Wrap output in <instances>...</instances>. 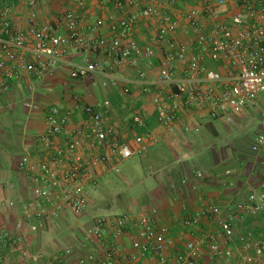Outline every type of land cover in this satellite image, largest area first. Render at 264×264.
<instances>
[{"label": "built area", "instance_id": "obj_1", "mask_svg": "<svg viewBox=\"0 0 264 264\" xmlns=\"http://www.w3.org/2000/svg\"><path fill=\"white\" fill-rule=\"evenodd\" d=\"M19 1L30 11L28 30L14 27L10 7L0 9V94L27 79L44 82L58 65L67 62L71 51L88 56L84 64L71 65V79L92 81L102 75L103 88L122 84L125 98L132 94L128 82L106 73V69L114 70L112 64L137 67L139 58L150 69L159 64L154 79L138 70V82L151 96L159 134L138 133L148 128V113L143 110L133 115L132 133L112 123L109 99L102 104L103 110L90 105L78 109L79 121L75 120L76 111L58 104L47 109L44 130L33 141L40 154L26 153L18 164L30 184L32 198L19 207L14 229H0V258L15 253L20 264H27L33 259L26 247L31 232H38L42 223L58 219L65 211L77 217L84 215L90 206L87 187L96 185L105 174L120 173L122 163L146 155L163 135L176 133L186 115L205 112L212 120L232 123L235 115L256 106L264 95V0H237V12L229 23L220 20L227 0H167L173 6L199 4L177 15H162L161 0H147L139 13L119 20L111 18L108 27L113 36L94 38L84 36L80 29L79 11L91 0H72L74 9L42 25L36 22L41 0ZM112 1L123 9L143 0ZM203 17L211 23L210 30L205 29ZM151 19L161 23L153 43L142 47L134 38L136 25ZM106 25L99 20L93 32ZM180 33L184 38L179 39ZM95 53L102 54L104 60L90 59ZM251 149L255 154L263 151L264 132ZM196 176L202 179L204 175L197 172ZM9 206L17 208L14 202ZM263 215L264 183L230 207L225 216L220 207L209 205L185 218L182 228L199 234L178 251L157 208L100 216L86 230V239L96 244L97 253L78 257L74 249L65 248L57 261L76 257L77 264H201L209 251L213 260L227 264H264V236L245 227L250 219ZM204 224L220 231L201 232ZM127 236H132L130 254L121 248ZM235 240L238 246H234Z\"/></svg>", "mask_w": 264, "mask_h": 264}, {"label": "crops", "instance_id": "obj_2", "mask_svg": "<svg viewBox=\"0 0 264 264\" xmlns=\"http://www.w3.org/2000/svg\"><path fill=\"white\" fill-rule=\"evenodd\" d=\"M146 3L147 0H143L136 5H126L123 9H119L112 0H91L85 10H78L81 16L80 29L86 37H111L113 33L108 25L112 17L115 20H119L137 14ZM238 4L239 2L237 0H227L226 7L222 9L220 20L229 23L232 16L237 12ZM5 6L10 7L12 10L14 27L21 30H28L30 27V11L26 4L19 0L0 1V8ZM192 6H199V4L195 2H182L173 6L167 0H161L160 11L162 15H177ZM72 9H74L72 0H41L39 17L36 21L37 25L53 23L58 16H62L67 10ZM99 20L105 21L107 25L95 33L93 29ZM201 21L205 29L210 30L211 23L205 17ZM160 23L161 21L159 19L140 20L136 25L134 38L142 47L151 45ZM184 24L182 23L183 27ZM59 33H63V30H59ZM181 38H184L182 33L179 34V39ZM87 58L88 56L86 55L76 54L71 51L67 62L58 65L54 69L52 76L44 82L27 79L12 85L9 92L22 90L26 86L39 89V91H35L32 94L30 104L24 103L23 106L21 104V107L15 106L9 110L11 119L9 120L8 126H5L6 121L5 123L2 121V116H4L5 111L0 102V229H14L15 223L20 217L19 207L25 201H29L32 198L30 184L19 171L18 164L20 158L26 153L33 156L40 154L39 148H37L33 141L35 136L44 130L46 112L52 105L58 104L66 110L76 111L75 120L79 121L81 113L77 112L78 109L81 110L85 106L90 105L96 109L103 110L102 104L106 99H109L112 102V110L109 115L110 121L120 125L125 132H133V115L136 111L143 110L148 113L147 124H156L153 132L161 133L156 123L155 113L150 105L151 96L145 93L144 87L138 82L139 69L146 71L149 77L154 79L158 75L159 64L157 63L155 68L150 69L147 67L144 59L139 58L137 67L131 64L120 66L112 64L115 67L114 70L107 68L106 73H113L128 82L132 94L130 97L125 98L121 94L122 84L119 87L103 88L102 84L105 78L102 75L97 76L92 81L89 79L74 80L70 78L71 65L84 64ZM89 58L96 61L104 60V56L99 53L92 54ZM34 83L37 84V87H34ZM152 92H155V90ZM4 94H0L1 100L5 96ZM251 108L244 110L239 115H235L233 120L237 121L248 118V112ZM19 116H22L24 120H20ZM210 121L212 119L205 112L186 115L176 133L163 135L158 144L151 148L152 150L157 148L152 157L155 162V168L163 165L165 170L163 171L161 179L158 182L155 180L156 186H145L144 203L146 204L152 201L151 206L154 205L160 211L161 223L170 229L169 238L173 239L177 244V251L179 249L182 250L186 242L195 236V234H199L198 232L195 233L182 228L181 224L185 218L191 217L204 206L209 205L220 207L223 211V216H225L230 207H233L236 202L248 197L253 190L259 189L264 183V180L261 179V183L251 187L247 193H244L249 182L248 178H240V176L232 175L233 167L227 165V158L220 157V152L222 154V151L219 150L218 146H216L218 153L215 150L216 154L213 153L215 161H213V166H209L208 172L203 174L199 169L194 168L195 162L199 160L198 156L208 152V144H212L214 147V142L221 137V125L226 128L227 124H229L222 120H216L212 122L214 125H210ZM9 127H12V131L16 133L15 143L13 145L7 142L5 136L6 128L8 129ZM260 127L263 129L261 132L263 133L264 122ZM151 151L148 152V157ZM159 153L163 154L164 159L159 162V166H156L155 159L157 155L160 158ZM255 155L264 164V149L260 154ZM148 160L149 162L151 161L150 157ZM240 164H246L243 157L240 159ZM197 172H201L204 175L202 179L197 178ZM154 177L149 174V179L145 178L144 182ZM11 202H14L17 208L11 209L9 206ZM147 205L149 206L150 204ZM135 208L137 207L132 208L128 212L131 214L143 212L141 211L142 208ZM112 213L115 214L111 212L108 215H113ZM97 217H100V215H95L94 217L90 209L81 217L73 215L70 211H65L58 219L49 223H42V227L39 228L38 232H31L29 234L26 247L32 254L33 259L27 264H77L76 257L65 259L62 263L57 261L58 259H62L60 255L61 250L69 248L66 246L67 244L58 241L57 238L52 239V250L50 249L48 252L44 250L36 252L35 247H33V244L39 239V233L50 230L51 224L65 222L66 225H69L72 218L78 222L75 225V231L79 235L78 241H80L81 245L80 249H75L77 252L76 255L79 257V255L96 254V244L92 241H87L86 230ZM83 220H86L84 222H86L87 226L81 224ZM245 227L252 229L258 236H264V215L256 220L250 219ZM200 230L201 232L208 230L220 231L218 228L209 224H204ZM234 246H238L237 240L234 241ZM83 247L86 248V251H83ZM121 248L126 254L132 252V236H127L123 240ZM1 262L5 264H20V258L18 254H9L7 257H1ZM219 263L227 264L224 260H213L209 251L205 252L201 262V264ZM146 264L156 263L151 261Z\"/></svg>", "mask_w": 264, "mask_h": 264}, {"label": "rangeland", "instance_id": "obj_3", "mask_svg": "<svg viewBox=\"0 0 264 264\" xmlns=\"http://www.w3.org/2000/svg\"><path fill=\"white\" fill-rule=\"evenodd\" d=\"M2 1V0H0ZM1 9V8H0ZM34 87H37V84H33ZM35 91L39 89L29 88L28 86L24 87L22 90H16L12 92L5 93L3 99L0 101L4 108V116L2 118L4 121L9 123L11 116L9 115V110L13 107H21L24 103L30 104L31 96ZM248 118L243 120H237L232 123L227 124L226 128L220 127L221 137L214 142V147L212 144H208L209 150L206 154L198 156V159L195 162V167L199 169L203 174L209 171V166H213V161H215L214 154L218 153L216 146H218L220 152V157L227 158L228 164L233 167L232 175L240 176V178H248V185L244 190V193H247L251 187L261 183V179L264 180V164L263 162L252 152V144L255 141L257 135L263 131L260 125H263L264 122V95H261L256 101V106L252 107L248 112ZM20 120H24L22 116H19ZM247 119V120H245ZM7 124H5L6 126ZM13 135V134H12ZM16 136V134H15ZM14 137V135H13ZM221 148V149H220ZM150 149V159L146 160L145 158L134 157L127 162H124L120 165V173H109L100 177L94 186L87 187V193L89 194V209L91 212L101 210L104 207L106 200L113 201L116 200L120 195L124 197V208L115 207L114 213L121 214L122 212L127 213L132 208H142L141 211L155 208L154 205L151 206V202L144 203V191L145 186H156V179L153 178L149 181H145V178L149 179V174L153 170V176L161 179L163 171L165 168H155L154 161L152 159L153 153L156 150ZM204 149V148H203ZM216 153H215V151ZM158 155L155 159L156 166L160 165L159 162L163 160V154ZM245 159L246 164L241 165L240 159ZM206 163V164H205ZM208 164V165H207ZM152 165V166H151ZM167 167V165H165ZM226 166V165H224ZM134 190V191H133ZM132 191L134 193H132ZM136 193V194H135ZM135 194V196L133 195ZM133 195V196H132ZM103 204H99V203ZM99 204V205H98ZM147 204H150L149 206ZM113 207V208H114ZM135 208V209H137ZM105 210V209H103ZM101 210L102 213L104 211ZM135 213V212H133ZM113 214V213H112ZM86 220L81 221L83 226L86 225ZM77 220L72 218L69 225L66 223H53L51 224V229L46 232L39 233V239L36 243L33 244L35 251L39 252L44 250L48 252L52 250V239L57 238L58 241L67 244L66 246L72 249H80V241H78V233L75 231ZM91 223V222H90ZM87 226V225H86ZM82 249V248H81ZM83 251H86V248L83 247ZM220 264V263H219Z\"/></svg>", "mask_w": 264, "mask_h": 264}, {"label": "trees", "instance_id": "obj_4", "mask_svg": "<svg viewBox=\"0 0 264 264\" xmlns=\"http://www.w3.org/2000/svg\"><path fill=\"white\" fill-rule=\"evenodd\" d=\"M93 61H96V60H93ZM212 68H215V67H212ZM0 100H1V96H0ZM2 121H3V123H5L4 119H2ZM213 121H216V120L210 121L211 122L210 125H214L212 123ZM6 124H7V126L9 125L7 122H6ZM147 127H148L147 129H139V134H145L147 131L153 132V130L156 128V124H154V123L147 124ZM12 129H13L12 127L11 128L9 127L8 129L6 128V133H5V136L7 138V142H9L10 145H13L15 143V138H16V136H15L16 133H15V131H12ZM12 134L14 135V137H13ZM147 155H148V153L146 155H144L142 158H145L146 160H148L149 157ZM160 166H161V168H163V165H160ZM152 172H153V170L151 171L150 174L153 176ZM154 178L157 180V182L159 181V178L158 177L155 176ZM133 191H132V193H134ZM135 194H133V195L135 196ZM124 199L125 198L120 195L119 197H117L116 200H113V201L106 200L105 202H103V203H105L104 207L101 208V210L105 209V210H103L104 213L100 214L102 212L101 210H99V211L95 210V211L92 212L93 216L95 217V215H97V216H99V215L100 216L108 215L109 213H111L112 211H114L115 207L124 208L125 207L124 204L127 203V202H124L123 201ZM103 203L101 202L99 204L101 205ZM114 205H117V206L114 207ZM132 212H134V211H132ZM126 214H131V213H129V212H127V213L122 212L121 214H118V215H126Z\"/></svg>", "mask_w": 264, "mask_h": 264}]
</instances>
